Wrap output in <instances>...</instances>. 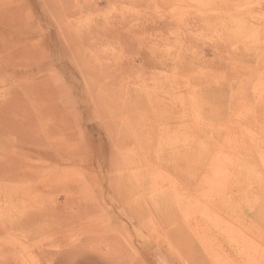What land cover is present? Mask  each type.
<instances>
[{
	"label": "rangeland",
	"instance_id": "rangeland-1",
	"mask_svg": "<svg viewBox=\"0 0 264 264\" xmlns=\"http://www.w3.org/2000/svg\"><path fill=\"white\" fill-rule=\"evenodd\" d=\"M211 260L264 264V0H0V264Z\"/></svg>",
	"mask_w": 264,
	"mask_h": 264
},
{
	"label": "bare ground",
	"instance_id": "bare-ground-1",
	"mask_svg": "<svg viewBox=\"0 0 264 264\" xmlns=\"http://www.w3.org/2000/svg\"><path fill=\"white\" fill-rule=\"evenodd\" d=\"M91 37V36H90ZM85 46V45H84ZM7 62V61H6ZM98 63V62H97ZM106 71V70H105ZM3 79V78H2ZM112 81V80H111ZM203 190H204V188H203ZM211 190V189H210ZM205 193V192H204ZM207 193V192H206ZM208 194V193H207ZM213 194V193H212ZM210 197V196H209ZM216 218V217H215ZM220 221V220H219ZM222 221V220H221ZM223 221H225V220H223ZM225 222H227V221H225ZM223 223V222H222ZM237 223V222H236ZM239 224V223H238ZM238 226V225H237ZM247 236V235H246ZM249 236V235H248ZM245 237V236H243V237H241V238H236V239H230V240H228V242L227 243H225V244H223V243H221L220 245H219V247L221 248V249H223V250H226V249H230V248H243V246L249 241L250 243H254L255 241H253V239H248V238H250V237ZM195 237V236H194ZM200 237V236H199ZM202 237V236H201ZM207 237V236H206ZM256 237V236H255ZM261 237V236H260ZM188 238V237H187ZM187 238H186V240H187ZM191 238V237H190ZM251 238H252V236H251ZM254 238V237H253ZM258 238H259V236H258ZM192 239H193V236H192ZM192 239H191V241H190V239H189V241L190 242H193L192 241ZM203 239V238H202ZM199 240L198 242L199 243H197L196 245H195V247H199V246H202V245H200V244H202L203 242V240ZM209 239V238H208ZM188 241V242H189ZM197 241V240H196ZM215 241V240H214ZM221 242V241H220ZM208 243V242H207ZM253 243H252V245H253ZM195 244V243H194ZM216 244H218V243H216ZM215 244V245H216ZM260 245V244H259ZM218 247V248H219ZM260 250H261V248H260ZM194 251V250H193ZM217 260V259H216ZM212 261V260H211ZM217 262V261H216ZM212 264H213V261H212ZM216 264V263H215Z\"/></svg>",
	"mask_w": 264,
	"mask_h": 264
}]
</instances>
